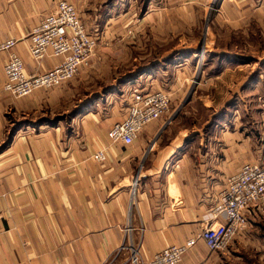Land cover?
<instances>
[{
    "label": "crops",
    "instance_id": "obj_1",
    "mask_svg": "<svg viewBox=\"0 0 264 264\" xmlns=\"http://www.w3.org/2000/svg\"><path fill=\"white\" fill-rule=\"evenodd\" d=\"M58 1L77 9L88 36L113 28L110 11L101 17L109 0H0V43L17 41L11 52L24 63L26 73L44 72L61 61L47 58L38 68L25 39ZM148 5L137 20L146 35L141 50L152 51L151 45L156 44L162 45L160 51L172 54L162 61L166 63L162 75L147 72L145 79L156 82L161 77L171 91L157 92L181 100L179 105L170 100L166 116L145 127L129 146L111 142L107 132L125 118L137 87L123 95L126 99L119 100L120 105L109 96L90 98L75 107L67 121H48L42 117L44 110L50 114L66 110L76 95L69 88L73 84L69 81L22 99L11 97L3 91L8 53H0V264H131L132 249L143 262L149 261L162 250L184 245L207 225L223 222L221 216L213 218L211 211L227 180L243 165L260 160L255 110L248 113L239 102L228 107L230 100L242 101L244 90L256 87L247 84L253 70L244 76L243 68L251 62L234 60L226 49L218 51L230 58L228 62L212 60L203 65L204 70L198 61L194 66L190 60L174 61L176 52L197 56L213 50L195 40L188 30L191 26L180 27L179 6L188 5L199 19V9L205 15L207 9L212 11L210 29L205 26L212 43L218 40L215 27L248 35L251 27L264 21V0H151ZM160 62L154 66H161ZM214 64L218 71L210 74ZM147 69L141 68V76ZM198 73L199 86L215 92L212 98L205 97V110L217 114L203 124L184 125L176 112L179 106L184 108L190 90L196 97V89L184 85ZM216 99L221 101L216 104ZM223 106L227 109L218 111ZM251 113L252 128L246 129L241 116L251 117ZM257 113L260 118L261 111ZM38 114L40 121L30 120L21 129L18 124L1 150L18 123L10 117L25 120ZM100 151L104 159L95 161L93 156ZM245 219L241 236L235 237L238 245L259 228L264 216L252 211ZM228 255L210 253L197 242L179 264H229L234 258Z\"/></svg>",
    "mask_w": 264,
    "mask_h": 264
},
{
    "label": "rangeland",
    "instance_id": "obj_2",
    "mask_svg": "<svg viewBox=\"0 0 264 264\" xmlns=\"http://www.w3.org/2000/svg\"><path fill=\"white\" fill-rule=\"evenodd\" d=\"M148 2H151V0H109L105 4L103 9L106 11L103 14H101V17L103 18L105 16H109L108 13L110 11V15H111L109 16V18L111 19L110 24L111 27L113 28H111V30L109 31H106L104 34L101 32L100 33L96 32L94 33L95 35H89L90 37L96 40L97 46L96 49L93 51L89 62L86 65L80 67L75 77L69 80L73 84V86H70L69 88L72 91L76 92V95L71 99L67 109L61 111V113L50 114L49 110H44L43 114L46 115V116L44 115L42 116L45 117L44 119L53 122L55 120L67 121L68 119L74 116L76 112L73 111L74 108L77 107L80 103H82V101H85L90 98H92V100L94 101L95 100L97 101L100 100L99 98H106L107 96H109L110 98L108 99H112L113 102L118 103V105H120L119 100L121 102L123 101L124 103V100L126 99V97L123 95L126 92H127L126 94H128V92L130 93L136 87H137L136 91L138 92L142 91V89L145 87L147 88V91H150L152 93L162 89L168 93L171 91V89L169 91V88H171V86L169 87L168 85L167 87L166 83H161V77L156 79L155 80L156 82H153V80L147 82V80L145 79L147 72H150L151 76L159 77L160 75H162L163 67L166 66V63L162 61L165 58H167L168 55L172 54V53L160 51L159 48H161L162 45H156L153 44L152 42L151 43L153 45H151V48L153 47L154 50L147 52L141 50L143 46V39H146V35L144 34V31L143 33H141L139 26L140 24L137 23V20L141 12L145 13L147 11V8L149 7ZM146 3L147 6L145 8ZM112 5H113V9H110ZM187 6H183V5L179 6L178 14H181L180 27L185 29L186 26L188 27L191 26L190 28H188V30H190L191 33H194L195 40L197 39V42L203 41L206 45H208V49L213 48V50H210V52L200 51L198 54L199 57L198 55L197 56L190 55L191 53L188 52H178V53L176 52L175 54L176 60L174 62L178 61L177 63H180L183 62V60H190L192 63L191 65L194 66L195 65L194 62L198 61L199 68L202 67L201 69L204 70L203 65H205L209 61L212 60L218 61L217 57L210 58V55L212 54L218 53L219 55L220 52L218 51V49L219 50L226 49V52H231L232 56L235 57L234 60L238 59L239 61L251 62L250 65L248 64L249 66L243 68V71L245 77L248 74H251L250 72L252 70L254 71V74L250 77V80L248 81L247 84L248 86L254 85L256 87H254L253 89L244 90L242 101L230 100L228 102V107L232 108L234 104H236V102H239L240 109H244L245 106V109L246 111L248 110V113H250V111L252 110H255L254 113L255 120L258 123V129H259L258 138L260 140V146H261L260 148L261 158L258 162L255 161V163H249V164H261L264 158V21L260 25L251 27L248 30V35H243L240 33V31L232 32L226 30L225 28L215 27L214 32L216 33L215 36L218 37L217 38L218 40L210 43L212 40V34L210 30H207L205 28V26L207 25L209 26L210 24L209 22L213 19L211 14L212 11L208 13L209 10L207 9V14L205 15L204 10L199 9V11L202 12V17L201 19H199V17L193 16V14L191 13L192 9L188 8ZM153 22H155V20H153ZM148 31L150 32L149 29ZM149 32L147 33L148 36L150 37L151 32L150 33ZM203 45L204 44H202L201 46ZM177 55L180 56L179 57L180 59L178 58ZM7 56H9V53L7 54ZM169 58L170 57H168L167 59ZM44 59H47V57ZM43 60L39 64H37L34 60L33 61L35 62L36 65H38L39 68ZM159 61H161L160 62L161 66L158 65L154 66V64H157ZM222 62H225V60H223ZM147 67L148 69L145 71V74L141 76V72H140L141 68H147ZM168 67H169L168 69H172L170 68V66ZM201 69H198V72H200ZM257 69L259 70L257 71ZM217 70L218 68L216 67V64H214V66L210 69V74L217 72ZM3 73H4V68H3ZM33 73H39V72L35 71ZM168 75H170V72H168ZM198 77H199V73L195 77L196 79H193L191 80L190 83L184 85L185 89L186 87H191V89H196L194 90L196 92L195 94L196 97L194 96V94H192L191 92L192 90H190L189 96L183 99L182 103H184L183 104L184 108L180 109L181 106H179L176 112L177 113L176 115H178L177 117L178 118L180 117L181 122L184 125L194 124L195 122L200 125L210 120L213 115L217 114L216 110L215 111L213 110L211 112L205 110L204 107L205 97L208 96V98L210 99L212 98L211 96H215V92L211 91L210 90L211 88L210 89L205 88L206 85L200 87L199 81L197 80ZM134 80L135 82H132ZM125 85L129 87V89L125 90L127 88V87L125 88ZM53 89H49V90H53ZM36 91H43V90H36ZM171 96L172 95L169 96L170 100L173 103L176 102L175 104L179 105L181 99L172 100ZM22 98H26V97H22ZM22 98H16V99H22ZM220 101L221 100L216 99L215 103L218 104ZM225 109H227V107L225 108L223 106L218 111L220 110L224 111ZM258 110L261 111L262 113L260 118H258L257 115ZM223 111L221 114H223ZM181 112L185 113L186 116L181 114ZM69 113L71 114L69 115ZM221 114L219 113L217 116L219 117ZM254 114L251 113V117H249L247 114L241 116L242 119H244V123L242 125H244L246 129L252 128L251 119ZM39 117H40L39 114L33 118L26 117L25 120L18 117H15L14 119L10 117L11 121L13 122L16 121V123L18 122L16 124L17 126L11 128L13 129L10 133L11 138L14 132L17 130L16 128L19 127V125H21L19 127L21 129L23 128V126H25L26 122L28 123L30 120H31L30 122L34 120L37 122L40 121ZM41 121L44 120L41 119ZM43 123H45V121ZM242 228L238 231L235 237L241 236ZM202 230H200L198 233H200ZM198 233H196V235ZM235 237L233 238V241L226 249H224L223 251H219L224 253L228 252V254H230L228 255V257L234 258L232 262L228 261L227 263L264 264V221L260 222L258 229H253V233H250L249 235L245 236L246 238L243 240L242 244L238 245L235 242L236 240ZM249 238H251V240ZM257 238L259 240H256ZM250 241L252 243H250Z\"/></svg>",
    "mask_w": 264,
    "mask_h": 264
},
{
    "label": "built area",
    "instance_id": "obj_3",
    "mask_svg": "<svg viewBox=\"0 0 264 264\" xmlns=\"http://www.w3.org/2000/svg\"><path fill=\"white\" fill-rule=\"evenodd\" d=\"M25 39L29 55L37 64L46 57L61 61L44 72L26 74L20 58L11 52L17 41L11 39L0 43V53H9L4 66L3 90L16 98L27 97L36 90L60 87L89 62L97 46L96 40L86 34L75 7L65 1H58ZM169 105L170 98L166 94L133 92L127 115L109 129L108 140L131 145L145 127L166 116ZM93 159L102 161L103 152H98ZM252 211L264 216V158L261 164L243 165L227 180L219 202L211 211L213 218L222 216L223 222L205 227L184 245L162 250L146 262L132 249L130 263L179 264L182 256L197 242L210 253L223 251L246 224L245 214Z\"/></svg>",
    "mask_w": 264,
    "mask_h": 264
},
{
    "label": "trees",
    "instance_id": "obj_4",
    "mask_svg": "<svg viewBox=\"0 0 264 264\" xmlns=\"http://www.w3.org/2000/svg\"><path fill=\"white\" fill-rule=\"evenodd\" d=\"M146 6H147V3L145 4V8H146ZM216 57L218 59L217 62H219V63H221L223 60H225V62H228V60H230V58L226 54H219V55L218 54H212V55H210V58H216ZM221 57H223V58H221ZM10 141H11V135H10L9 140L1 147V150L6 148L7 145L10 143Z\"/></svg>",
    "mask_w": 264,
    "mask_h": 264
}]
</instances>
